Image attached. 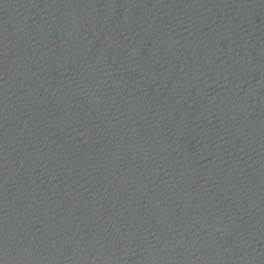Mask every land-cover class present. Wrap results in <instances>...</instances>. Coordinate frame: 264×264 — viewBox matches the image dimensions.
I'll use <instances>...</instances> for the list:
<instances>
[{
    "label": "water",
    "instance_id": "water-1",
    "mask_svg": "<svg viewBox=\"0 0 264 264\" xmlns=\"http://www.w3.org/2000/svg\"><path fill=\"white\" fill-rule=\"evenodd\" d=\"M264 263V0H0V264Z\"/></svg>",
    "mask_w": 264,
    "mask_h": 264
}]
</instances>
